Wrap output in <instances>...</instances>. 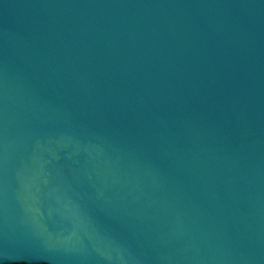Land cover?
<instances>
[{
	"label": "water",
	"instance_id": "water-1",
	"mask_svg": "<svg viewBox=\"0 0 264 264\" xmlns=\"http://www.w3.org/2000/svg\"><path fill=\"white\" fill-rule=\"evenodd\" d=\"M0 264H264V0H0Z\"/></svg>",
	"mask_w": 264,
	"mask_h": 264
}]
</instances>
